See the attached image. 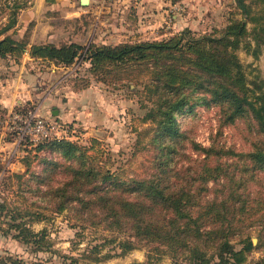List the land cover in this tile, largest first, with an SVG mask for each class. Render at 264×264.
Returning a JSON list of instances; mask_svg holds the SVG:
<instances>
[{"label":"trees","instance_id":"16d2710c","mask_svg":"<svg viewBox=\"0 0 264 264\" xmlns=\"http://www.w3.org/2000/svg\"><path fill=\"white\" fill-rule=\"evenodd\" d=\"M253 3L261 4L259 11L251 10ZM237 7L242 17L233 11L222 29L217 27L208 33L186 27L162 39L32 44V55L67 65L83 54L90 62L89 71L103 81L129 66L149 71L145 85L151 103L143 105L148 108L145 119L154 123L152 139L157 153L152 175L123 178L100 162L96 138L90 146L67 137L36 143L38 149L53 154L51 158L42 156L44 171L34 175L37 190L43 183L48 185L43 189L46 194H42L48 203L39 206L54 212L67 210L73 226L79 228L78 234L86 227L108 231L110 235H103V242L89 249L96 254L95 259L111 256L110 252L101 253V246L109 243L120 248V254L145 246L148 261L167 256L175 264H246L255 248L264 249V224L257 229L255 243L252 228H248L251 225L245 222L249 194L239 189L264 170V78H249L237 52L245 37L247 50L253 47L256 57L264 50V0H238ZM11 13V21L2 32L15 24L16 11ZM251 21L255 24L250 29ZM27 32L24 39L11 34L0 38V57L12 55L18 59L27 48ZM82 87L75 85L76 89ZM198 104L220 105L222 123L246 117L263 137L254 141V149L249 152L226 147L218 139L209 146L191 139L197 156L184 151L178 115L193 111ZM29 107L15 110L26 111ZM234 154L239 159L230 161ZM58 174L63 178L54 179ZM217 184L228 192L217 188ZM236 187L238 192L234 193ZM0 207L10 208L6 201ZM27 213L36 214L37 219L46 216L29 209ZM262 221L264 213L260 214ZM10 226L19 229L18 238L38 240L37 232L27 222L12 221ZM74 261L77 258L72 256ZM0 264L27 263L8 257ZM254 264H264V254Z\"/></svg>","mask_w":264,"mask_h":264},{"label":"rangeland","instance_id":"374dc122","mask_svg":"<svg viewBox=\"0 0 264 264\" xmlns=\"http://www.w3.org/2000/svg\"><path fill=\"white\" fill-rule=\"evenodd\" d=\"M24 1L0 0V38L6 34H11L17 39L26 38V33L22 36L13 30V27L2 32L4 26L11 21L13 15L11 12L16 11L15 17L18 16L22 5L28 3L27 0ZM237 3L238 0L233 10L239 12L237 17H242L243 14L240 13L242 11L237 7ZM260 8V3H253L251 6L253 12L259 11ZM225 21L226 23L219 28L222 29L228 19ZM254 24L252 21L249 22L250 29ZM79 25L80 28L77 31ZM74 26L75 34L79 32L78 43L83 44L82 24ZM215 26H210L205 32L195 31L208 33L217 28ZM63 39L61 43L68 41L65 37ZM252 49L253 47H250L247 50L245 37L237 52L249 78H264V50L262 49L260 55L256 57ZM10 56L17 57L3 56L0 57V61ZM78 60H85L84 55L82 54ZM74 70H77L78 74L74 76L77 80L73 81V87L84 85L82 88H91L88 90L91 93L86 94V105H90L89 107L95 111L89 108L90 112L85 115L87 120L84 118L70 120L71 122L61 120L67 123L66 137L87 146L92 145V138H96L99 142L97 143V155L100 162L109 166L123 178L152 175L156 171L157 153L152 139L154 123L145 119L148 108L143 105V103L147 105L151 103L145 85L149 79V71L143 67L129 66L114 72L110 75L111 79L103 81L95 78L94 74L89 71L88 65L81 68L76 67ZM49 118L57 120L55 115L50 113ZM178 120L183 132L181 136L184 138L183 150L194 156L197 154L192 149L191 139L202 146H209L214 139H218L226 147L249 152L254 149V141H260L263 137L249 125L250 121L246 117L233 123H222L221 106L216 104H198L193 111L181 112ZM14 138L12 133L8 132V139L12 141ZM36 145L34 142L23 141L18 145V152L15 154L8 150L2 152L3 155L0 154V203L6 201L10 207L5 209L0 207V260L8 257L21 258L27 264H175L174 260L167 256L148 261L145 246H138L120 254V248H113L114 243L101 246V253L110 252L111 256L95 259L96 254L90 252L89 249L95 243L103 242V235H110L108 231L103 230L102 227H86L78 234L79 228L73 226L67 210L54 212L51 208L39 206L48 203L47 199L42 198V194H46L43 189L46 190L48 185L43 183L40 185L42 189L37 190L34 175L44 171L45 162L42 156L51 158L53 154L46 149H38ZM90 152L94 151L90 150ZM237 157L235 155L230 161H237L239 159ZM241 161L243 159H240ZM54 177V179L63 178L60 174ZM211 184L215 185L213 182ZM216 187L228 192L221 184H217ZM239 189L249 194L247 195L245 222L246 225H251L248 228H252L251 235L257 243L259 236L257 229L264 224V221L260 222V214L264 213V170L258 171L254 179L248 181L247 185L243 184ZM233 192H238V188L236 187ZM213 194L214 191L211 192V195ZM27 209L39 211L46 216L37 219L36 214H26ZM12 214L16 217L13 218ZM12 221L27 222L29 227L37 232L35 239L39 242L38 240L26 242L18 238L16 234L19 229L10 226ZM40 243H42L41 246ZM261 243H264V239ZM237 246L239 247L240 244ZM263 254V248H255L249 253L246 264H254V261ZM72 256L76 257L77 261L72 262Z\"/></svg>","mask_w":264,"mask_h":264},{"label":"crops","instance_id":"0c3cea01","mask_svg":"<svg viewBox=\"0 0 264 264\" xmlns=\"http://www.w3.org/2000/svg\"><path fill=\"white\" fill-rule=\"evenodd\" d=\"M27 1L13 26L22 36L28 31L27 48L18 59L10 56L0 61V115L34 106L39 114L49 117L50 113L64 122L87 120L85 115L92 109L85 99L91 88L73 87L78 74L74 69L90 66V62L77 60L67 65L34 56L32 44H60L64 37L67 42H79L77 24H82L85 45L162 39L186 27L205 32L210 26L224 25L236 4V0H89L86 5L80 0ZM174 3L183 4L184 10L174 8ZM8 132L0 127L2 155L5 150L18 152L20 143L9 140Z\"/></svg>","mask_w":264,"mask_h":264},{"label":"built area","instance_id":"2783aa9c","mask_svg":"<svg viewBox=\"0 0 264 264\" xmlns=\"http://www.w3.org/2000/svg\"><path fill=\"white\" fill-rule=\"evenodd\" d=\"M174 8L183 11V5L174 3ZM0 127L11 132L17 143L30 139L34 143L51 138L66 137L68 127L64 122L51 119L38 113L37 107L31 106L26 111H12L0 115Z\"/></svg>","mask_w":264,"mask_h":264},{"label":"water","instance_id":"95a60500","mask_svg":"<svg viewBox=\"0 0 264 264\" xmlns=\"http://www.w3.org/2000/svg\"><path fill=\"white\" fill-rule=\"evenodd\" d=\"M82 4L86 5L89 3V0H80Z\"/></svg>","mask_w":264,"mask_h":264}]
</instances>
